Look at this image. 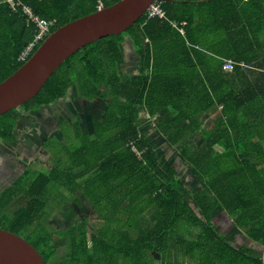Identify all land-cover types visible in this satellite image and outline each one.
Here are the masks:
<instances>
[{
    "label": "trees",
    "instance_id": "trees-1",
    "mask_svg": "<svg viewBox=\"0 0 264 264\" xmlns=\"http://www.w3.org/2000/svg\"><path fill=\"white\" fill-rule=\"evenodd\" d=\"M115 1L0 0V81L46 36L35 40L39 28L26 8L50 22L51 32ZM160 3L164 16L144 12L122 32L80 47L33 97L0 114V140L8 141L22 115L69 100L73 90L107 98L92 131L70 123L74 134L50 169L34 175L25 166L0 191V227L32 243L46 264H171L163 257L171 249L187 264H264L226 236L243 232L264 244V0ZM225 59L231 70L222 68ZM164 147L193 180L159 155ZM62 186L91 208L55 241L46 205ZM10 203L18 205L8 216ZM217 212L231 220L226 233L216 228ZM95 215L106 225L88 233ZM67 242L66 256L50 262Z\"/></svg>",
    "mask_w": 264,
    "mask_h": 264
},
{
    "label": "rangeland",
    "instance_id": "rangeland-1",
    "mask_svg": "<svg viewBox=\"0 0 264 264\" xmlns=\"http://www.w3.org/2000/svg\"><path fill=\"white\" fill-rule=\"evenodd\" d=\"M79 12V10L75 11ZM174 24H176L174 22ZM123 51L126 54V59L129 63L132 61V47L123 45ZM77 89V87H76ZM104 95L108 97L110 95L109 88H105ZM68 99V97H67ZM105 99L107 98H95L86 99L83 95L78 93V89L73 90L69 100L59 99L55 103H51L43 106L39 110L29 111L20 117V122L14 129L15 138L8 141L0 140V191L2 188L11 183V181L23 170L25 166H31L34 175L39 171H45L51 168V164L55 162L56 157L64 156V152L60 150L64 143H69V137L74 134L73 126L70 123L76 120L79 123L81 129L85 132L92 131L94 120L98 119L102 107L105 106ZM141 116L147 117L144 112L140 113ZM205 123H210L207 120ZM66 127L67 133L63 130ZM70 135V136H69ZM214 148H220L219 145H214ZM169 150L168 147L161 148L160 154L164 159L165 155L172 162L176 170L185 178L186 166L180 162L181 160L175 155L167 156ZM176 157V158H175ZM173 160H175L173 162ZM58 162V161H57ZM59 164V163H58ZM162 166H167L162 161ZM74 167L73 170H76ZM186 180L189 177L185 178ZM185 180V182H187ZM51 186V184L49 185ZM67 189L62 186L60 192L55 194L46 205L48 214V220L45 219L47 229L52 232L55 241L61 239L68 227L73 222L78 221L81 217L91 208V203L80 205L75 200V195L66 191ZM79 198L83 200V196L79 195ZM18 203V202H17ZM8 204L5 208L8 210L7 215L10 216L12 210L16 205ZM222 216L219 218V222H216V228L225 226L221 221L226 217L221 212H217ZM87 223L88 233L95 227L106 225V221L99 218V215L91 216ZM114 225V224H113ZM222 225V226H221ZM115 227V226H114ZM56 229L58 231H56ZM196 232V229L192 231ZM30 241H34L33 236L27 232H23ZM185 235H189L188 233ZM227 236V235H226ZM238 237L233 238L230 235V242H238ZM68 240V238H66ZM56 253L50 259L51 261L60 260L66 256L70 251L69 243L59 244L56 246ZM176 249V247H174ZM180 251V250H178ZM176 250L171 249L166 251L164 259L172 263H182L181 257ZM157 260H162V254L156 255ZM181 260V261H180Z\"/></svg>",
    "mask_w": 264,
    "mask_h": 264
},
{
    "label": "water",
    "instance_id": "water-1",
    "mask_svg": "<svg viewBox=\"0 0 264 264\" xmlns=\"http://www.w3.org/2000/svg\"><path fill=\"white\" fill-rule=\"evenodd\" d=\"M152 1L117 0L57 26L16 70L0 81V114L33 97L52 72L80 47L135 24ZM0 264L46 262L27 239L0 227Z\"/></svg>",
    "mask_w": 264,
    "mask_h": 264
},
{
    "label": "built area",
    "instance_id": "built-area-1",
    "mask_svg": "<svg viewBox=\"0 0 264 264\" xmlns=\"http://www.w3.org/2000/svg\"><path fill=\"white\" fill-rule=\"evenodd\" d=\"M25 10L30 14L31 20L34 21L39 28V31H38V34H37L35 40H38L40 37H42V35L43 36L47 35L50 32L49 26L51 23L42 17H39L37 15H33L29 8H26ZM145 12H147L148 16L157 15V16L161 17V16L165 15V11L161 7L160 0H153L152 3L147 7ZM172 23L174 24V22H172ZM180 30L183 31L182 27H180ZM27 47L28 48H27L26 52H24L23 57L27 54V52L29 50H31V48L33 47V44H30ZM233 67H234V62L231 59H225L223 65H222V68L224 70H231Z\"/></svg>",
    "mask_w": 264,
    "mask_h": 264
},
{
    "label": "crops",
    "instance_id": "crops-1",
    "mask_svg": "<svg viewBox=\"0 0 264 264\" xmlns=\"http://www.w3.org/2000/svg\"><path fill=\"white\" fill-rule=\"evenodd\" d=\"M213 116V115H212ZM212 116H210L208 119H207V121H209V119H211V117ZM220 147V146H219ZM221 148V147H220ZM170 150L171 149H169L168 150V152L167 153H170ZM161 157H162V155H160ZM175 156H176V154H175ZM177 157V156H176ZM175 157V158H176ZM178 158V157H177ZM181 162V161H180ZM165 167V166H164ZM187 177H189V179L188 180H186L185 178H187ZM185 178H184V181L186 180L187 182H189V180L191 179V180H193V175L189 172L188 173V170H187V167H186V172H185ZM91 203V201L89 200V199H87V198H85L84 199V202H83V205H85V204H88V203ZM148 220V218H146L145 219V221H147ZM215 222H219V218L218 217H216L215 218ZM223 222H225L226 224H225V226H222L223 225ZM221 223H222V227H220L222 230H224V232L226 233V232H228V230L230 229L231 230V227L232 226H230V223H231V220L226 216L225 218H224V220L223 221H221ZM232 235H233V238H234V236L235 237H238L237 239H239V243L238 242H231L232 244H236V245H239V246H241L243 243H246V245L248 246V247H250V248H252L251 250H253L254 252H256L257 254H260V256L261 257H264V244L263 243H257V242H255V241H253V240H249V239H247V237L245 236V234L243 233V232H234V233H232ZM227 236H228V238H230L229 237V234H227ZM235 246V245H234ZM176 254H179L180 255V257H181V260H182V263L183 264H187L186 263V258L184 257L185 255H184V253H181V252H178V253H176ZM180 260V261H181ZM172 264H181V263H172ZM189 264V263H188Z\"/></svg>",
    "mask_w": 264,
    "mask_h": 264
},
{
    "label": "clouds",
    "instance_id": "clouds-1",
    "mask_svg": "<svg viewBox=\"0 0 264 264\" xmlns=\"http://www.w3.org/2000/svg\"><path fill=\"white\" fill-rule=\"evenodd\" d=\"M102 5V4H101Z\"/></svg>",
    "mask_w": 264,
    "mask_h": 264
}]
</instances>
